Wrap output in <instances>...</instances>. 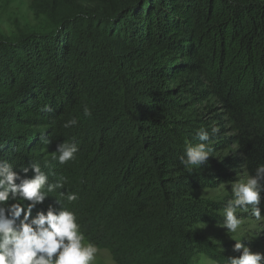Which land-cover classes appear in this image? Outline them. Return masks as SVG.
Listing matches in <instances>:
<instances>
[{"label":"trees","instance_id":"16d2710c","mask_svg":"<svg viewBox=\"0 0 264 264\" xmlns=\"http://www.w3.org/2000/svg\"><path fill=\"white\" fill-rule=\"evenodd\" d=\"M28 1L46 28L0 36V163L28 178L20 170L39 163L64 183L32 215L74 211L116 264L208 255L194 226L219 222L220 205L194 192L264 164V0ZM103 77L119 82L106 113ZM201 128L212 156L189 172L180 157ZM73 141L75 159L59 164L57 144Z\"/></svg>","mask_w":264,"mask_h":264},{"label":"clouds","instance_id":"9594fccd","mask_svg":"<svg viewBox=\"0 0 264 264\" xmlns=\"http://www.w3.org/2000/svg\"><path fill=\"white\" fill-rule=\"evenodd\" d=\"M83 114L86 117L92 115L88 107L83 109ZM77 123L78 120L72 118L63 127L69 128ZM218 131V128H212L213 134ZM196 137L200 142L186 144L185 154L180 157L181 164L189 172L200 168L212 156L209 132L201 128ZM78 151V142H62L57 144L55 153L58 155L54 154L53 159L64 165L75 159ZM29 169L33 173L32 177H22L11 164L0 163V264H92L100 249L91 241L85 242L74 211L49 205L46 210L32 215L33 209L48 197L47 193L62 189L64 183L60 180L50 182L39 163H31L20 171L26 174ZM262 192L264 164L256 168L254 175L232 184L233 198L228 201L223 212V227L229 233H239L243 224L242 218L237 215L238 210L247 212L251 206L255 219L264 220L258 207ZM77 199L74 192L66 194L68 203ZM10 200L13 203L9 204ZM18 200L24 203L14 202ZM56 203L59 204L58 201ZM241 239H235L233 247L239 256L228 257V264H264V253L251 251Z\"/></svg>","mask_w":264,"mask_h":264},{"label":"rangeland","instance_id":"374dc122","mask_svg":"<svg viewBox=\"0 0 264 264\" xmlns=\"http://www.w3.org/2000/svg\"><path fill=\"white\" fill-rule=\"evenodd\" d=\"M44 28H46V21L44 19L41 22L34 20L28 0H0V36L15 38L18 34L41 32ZM97 86L99 92H97L96 107L106 113L107 108L118 105L117 101L112 99V92L119 86V82H110L108 77H103L97 83ZM92 132H94V129H92ZM245 178L243 174H237L234 180L226 184L194 192L197 198L215 202L220 205V208L217 211L219 222L199 223L194 226L197 235L207 240L210 247L206 250L208 255L201 253L195 255L191 264H228V257L239 256L238 252L233 251L235 239L239 238H242L241 242L249 247L251 251L264 253V220L255 219L252 215L251 206H249L247 212L239 210L237 212V215L243 220L239 233H229L223 227L224 209L228 201L233 198L231 186L238 180ZM258 207L261 215L264 216V208L261 202ZM85 242L87 241L85 240ZM216 255L223 257L220 259L218 257L219 260H217L213 258ZM92 264H116V262L108 250L101 249Z\"/></svg>","mask_w":264,"mask_h":264}]
</instances>
